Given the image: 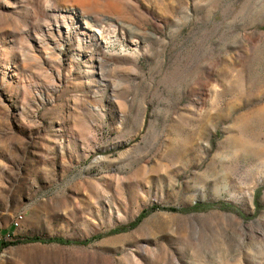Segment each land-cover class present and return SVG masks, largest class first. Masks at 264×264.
Wrapping results in <instances>:
<instances>
[{
  "label": "rangeland",
  "instance_id": "1",
  "mask_svg": "<svg viewBox=\"0 0 264 264\" xmlns=\"http://www.w3.org/2000/svg\"><path fill=\"white\" fill-rule=\"evenodd\" d=\"M0 241V264H264V0H0Z\"/></svg>",
  "mask_w": 264,
  "mask_h": 264
},
{
  "label": "trees",
  "instance_id": "2",
  "mask_svg": "<svg viewBox=\"0 0 264 264\" xmlns=\"http://www.w3.org/2000/svg\"><path fill=\"white\" fill-rule=\"evenodd\" d=\"M209 207H203V206H194L193 208H191L189 211L191 212H197L200 211L202 209H208ZM157 210L152 208L149 211H144L142 212L132 223L128 224L127 226L124 227H120L117 229L112 230L109 234L110 235H116V234H120V233H125L129 230H132L134 228H136L146 217H148V215L150 214V212ZM165 211H170V212H179L176 209H164ZM180 212H186L185 210H182ZM99 237L96 238H92L89 240H85V241H81V242H72V241H68V240H64L61 238H50V239H41L39 237H33V238H28L25 243H41V244H58V245H77V246H86L96 240H98ZM12 245V243H6L3 241H0V248H5L7 246Z\"/></svg>",
  "mask_w": 264,
  "mask_h": 264
},
{
  "label": "bare ground",
  "instance_id": "3",
  "mask_svg": "<svg viewBox=\"0 0 264 264\" xmlns=\"http://www.w3.org/2000/svg\"><path fill=\"white\" fill-rule=\"evenodd\" d=\"M84 6H85V7H88V4H85ZM74 10H76V8H74V7L71 8V11H74ZM65 11H70V10H65ZM85 19L90 20L91 23H92V21H93V22H96V19H95L94 17H92V18H85ZM84 26H85V28H88V22H87V21L84 23ZM94 33H96V35L99 36V32L96 31V32H94Z\"/></svg>",
  "mask_w": 264,
  "mask_h": 264
}]
</instances>
